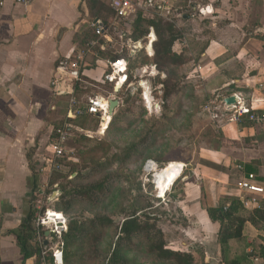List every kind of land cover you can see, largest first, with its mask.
Listing matches in <instances>:
<instances>
[{
  "label": "crops",
  "instance_id": "crops-1",
  "mask_svg": "<svg viewBox=\"0 0 264 264\" xmlns=\"http://www.w3.org/2000/svg\"><path fill=\"white\" fill-rule=\"evenodd\" d=\"M169 1L135 0V5L146 11L152 2L160 7L163 3L172 6ZM112 3L34 0L19 5L7 0L0 7V264H47L50 260L51 243L42 242L48 250H39L41 246L34 237L30 245L39 255L26 257L16 234L36 193L43 194L44 175L54 172L45 162L51 157L49 146L55 130L64 125L72 130V120L84 117L72 116L70 99L85 106L89 99L101 97L88 94L106 85L103 76L114 60L97 55V51L88 56L102 41L106 53L112 38L95 35V40L94 36L89 42L83 39L95 32L90 23L102 24L100 18L109 19ZM190 7L195 13L184 16L182 23L183 27L194 28L193 33L186 30L185 35L191 58L187 80L194 82L204 105L210 100L217 103L218 116L216 120L208 117L212 142L198 147L195 144L191 159L182 163L183 172L177 180L182 185L179 202L189 221L183 229L186 242L201 245L204 264H224L219 223L209 218L206 209L240 198L238 185L248 174L256 175L257 182L264 186V125L249 122L248 116L239 125L222 104L233 97L235 103L230 105L244 106L256 115L264 113V0H193ZM151 33L152 29L148 39ZM92 42L97 46L91 47ZM147 48V55L152 56ZM81 52L87 53L79 81L62 82L60 89L68 92L56 96L50 84L58 62ZM149 70L150 75H157L152 66ZM70 82L71 90L65 86ZM77 85L82 86L80 94ZM119 91L114 89L110 100ZM263 200L256 198L255 203L243 204V208L246 212L260 209ZM241 235L242 241L230 240L228 249L242 257L241 264H264V226L256 228L245 221ZM178 247L185 248V244Z\"/></svg>",
  "mask_w": 264,
  "mask_h": 264
},
{
  "label": "rangeland",
  "instance_id": "rangeland-1",
  "mask_svg": "<svg viewBox=\"0 0 264 264\" xmlns=\"http://www.w3.org/2000/svg\"><path fill=\"white\" fill-rule=\"evenodd\" d=\"M175 1L178 2L179 0H172V2ZM170 2L171 0L168 2L169 5H172L173 3L170 4ZM141 10L149 17L155 13L154 9L145 11L142 8ZM176 12L174 10L171 13L170 19L180 20L181 14ZM131 19L133 17H130L127 23L121 26V31L126 30ZM193 29L190 25H185L183 28L190 33H193ZM87 39H93V35H85L83 42ZM186 39L184 36L182 41L187 51V63L183 68L168 73V78L165 79L167 75L158 72L157 75L151 76L149 68L152 65L145 59L138 57V54L142 52L141 50H145L150 43L147 41V37L145 42L140 40L137 43L141 46L138 47L132 40L120 38L119 32L113 33L112 43L103 58L110 59L109 56L112 54L121 53V55L126 54L132 60L127 78L128 76L131 78L130 88L133 98L132 102L123 104L124 107H129L131 111H120L114 118L113 114L111 117L109 116L110 122L105 129H102L103 121L98 117L72 120V122L74 121L72 124L74 128L70 132L67 147L74 152L73 163L63 168V173L55 174L52 172L49 176L45 174L41 187L43 194L36 193L32 200L37 215L42 210L46 212L55 209L59 196L62 194L61 186L63 185L68 188H81L103 183V189L100 192H95L86 197L76 196L72 198L68 196L65 201L64 205L73 202L68 211L71 218H107L113 221L111 227L100 226V229L88 227L87 236H83L77 243L76 252L78 254L76 253L75 264H82L83 260L93 258V256L94 258L97 257L95 262H85L84 264H107V259L116 243L120 226L125 221V217L133 213H135L134 217H138L142 212L150 210L152 204L155 206L151 210L155 209L153 212L160 216L157 226L164 230L168 237V243L171 244L170 248L188 250V243L185 241L187 238L185 236L183 238V233H179L178 228H180L182 221L179 220L174 211V200L166 204L168 196H172L173 187L166 192L163 200L157 199L154 174L145 172V166L148 163L155 164L157 170L162 169L164 165L170 162H173L171 165L186 163L195 152V144L198 147L205 140L208 145L214 138L208 116L203 109L204 103L200 101L199 94L192 92L190 89L191 82L187 80L191 73L189 70L191 58L188 55L189 45ZM94 54H96V48L88 57ZM136 56L138 58H135ZM88 63L90 62L88 61ZM145 68L148 71L144 70L141 75H137L138 70ZM163 80L169 87L177 81L184 82L188 86L187 91L176 99L178 101L170 105V111L163 106ZM145 82L150 88V105H145L141 95V84ZM114 89L115 86L112 84L100 85L93 89V92L89 93L88 96L109 98L110 93L111 95L114 94ZM115 99H117L116 96ZM137 100L142 103H138ZM134 144H137L135 154L126 159V156L130 154L129 147ZM185 174L188 175L186 172ZM176 186L177 189L180 188L177 184ZM147 242L143 235L133 239L136 247L127 254L130 260L129 264H161L154 255L148 254ZM181 243L185 244V248L178 247ZM54 251V248L49 249L50 260L47 264H54L52 259ZM97 252L99 256H96ZM79 255L82 260L77 262L76 259ZM198 255L200 254L198 253Z\"/></svg>",
  "mask_w": 264,
  "mask_h": 264
},
{
  "label": "trees",
  "instance_id": "trees-1",
  "mask_svg": "<svg viewBox=\"0 0 264 264\" xmlns=\"http://www.w3.org/2000/svg\"><path fill=\"white\" fill-rule=\"evenodd\" d=\"M193 0H179L178 2H172L171 4L174 6H170V14L175 11L176 13L181 14L180 20L167 19L160 15L161 9L157 4H153L149 9L155 11L152 16H146L141 9L134 10L133 13L126 19L120 18L116 19L115 14L113 12H109V19H101L100 21L103 26L106 28L105 36L113 37V33L119 32V37L128 40H132L134 43H138L140 40H146L148 37L150 29L154 31L156 36V41L153 43V55L148 56L145 50H141L142 52L138 54V57L145 59V61L149 62L150 65L154 66L159 74H166V78H168V73L175 72L185 66L187 63V51L183 45V37L187 34L186 30H183L182 23L184 21V16L188 17L195 12L192 11L190 4ZM176 5V6H175ZM187 9L186 11H183ZM182 12H179L181 11ZM132 18L129 22L128 27L125 31H121V26L127 23L129 18ZM174 18V16H173ZM176 19V18H175ZM181 23V25H179ZM95 31V30H94ZM95 38V32L92 34ZM92 39H87L89 42ZM104 42L102 41L100 45L96 48L97 55L104 57L106 55L103 52ZM189 55V53H188ZM190 56V55H189ZM137 56L135 58H138ZM110 59H124L128 62V69L130 62L132 60L127 57V55L123 54H112L109 56ZM131 81L130 76L127 78L126 85ZM163 106L166 110L170 111V105L175 103L177 98L181 97L184 94L188 86L184 82L177 81L174 82L171 87H169L166 82L163 80ZM110 85V84H106ZM122 86L117 98L119 104L113 113V118L120 112H129L131 109L127 106H123V104H127L132 102V93L131 88H126ZM72 89V83H67L65 85ZM77 90V94H80L82 86L75 87ZM190 89L192 92L194 91V82H191ZM67 89H58L55 93L56 96H61L67 94ZM111 94V93H110ZM93 97V96H91ZM200 97V95H199ZM106 98V97H105ZM138 101V100H137ZM201 102H205L203 97H200ZM138 103H142L138 101ZM168 111V112H169ZM89 115H85L82 118H88ZM97 118V117H94ZM99 118V117H98ZM113 121V120H112ZM74 122V121H73ZM203 139V138H202ZM205 143V140H204ZM201 143V144H204ZM136 145L134 144L130 146V154L126 156V159L132 157V155L136 152ZM125 159V158H124ZM123 162V160H122ZM121 162V163H122ZM73 163V160H64L63 167L66 168L69 164ZM171 163H167L162 168L171 165ZM64 170L59 172H53L55 174L63 173ZM36 176V175H35ZM180 188L177 189V186ZM172 196H168V201L166 204H169L171 200H174V211L176 215H178L179 220L182 221L179 233H183V238L185 236L183 229L187 227L188 219L186 216V212L183 210V207L180 205L179 194L182 188L180 181H176L172 186ZM103 189V183L94 184L90 187H81L68 188L66 185L61 186L62 194L59 196V200L57 201V206L52 211L56 213H61L66 218V231L62 234L60 241L62 243L63 248V264H75V257L78 254L76 252L77 243L79 240L83 238V236H87V229L91 227V229H100L102 227H111L113 226V221L107 218H94V219H79V218H71L68 214V211L72 207V203L65 204L67 197H76V196H88L92 195L95 192H100ZM159 201V200H157ZM264 201V200H263ZM153 203V202H151ZM63 206V207H62ZM155 205L152 204V208ZM151 208V209H152ZM147 210L142 212L140 216L134 217L135 213L130 214L125 217V221L122 222L120 226L119 236L116 239V243L114 244L111 254L107 259V264H129L130 260L127 256L129 251H132L134 247H136L133 243V239L137 236H144L148 241L147 252L149 255H154L161 264H204L202 261V247L197 243H188V250L180 251L174 250L170 248L171 244L168 243V237L165 235L164 230L161 227L157 226V222L159 217L153 210ZM44 212V210H42ZM206 212L209 218L212 221L219 223V231H218V241L221 247L222 259L224 264H241V258L238 255L230 251L228 249V242L230 240H234L237 242L242 241L241 229L242 225L245 221H248L256 228H260L264 226V204L260 209L253 210L252 212H246L243 208V204L239 198L231 199L227 201H223L218 207L212 209H206ZM35 209L33 205H31V209L26 218L22 221L19 233L16 234V241L18 246L20 247L22 253L29 257L32 253H36L39 255L38 250H32L30 245V241L35 236V230L30 227V224L34 221ZM164 216L166 214H163ZM178 231V230H177ZM186 237V236H185ZM187 238V237H186ZM185 241H188L186 239ZM98 247V246H97ZM39 250L47 251V248H43V246ZM74 251V252H71ZM77 253V254H76ZM198 253L200 255H198ZM96 256H99L97 252ZM77 262H80L82 258L80 255L77 256ZM84 257V254H82ZM74 258V260H73ZM84 259V258H83ZM87 260V261H86ZM97 257L87 258L85 261L83 260L82 264L85 262H95Z\"/></svg>",
  "mask_w": 264,
  "mask_h": 264
},
{
  "label": "built area",
  "instance_id": "built-area-1",
  "mask_svg": "<svg viewBox=\"0 0 264 264\" xmlns=\"http://www.w3.org/2000/svg\"><path fill=\"white\" fill-rule=\"evenodd\" d=\"M7 0H0V7ZM14 4L27 5L31 4L34 0H10ZM139 9L135 5V0H113L112 10L115 14L116 19L128 18L134 10ZM162 14L161 16L170 19V8L166 3H163L160 7ZM90 27L95 30L96 36L103 38L106 32V28L102 24L96 22L90 23ZM148 39V37H147ZM108 41V39H106ZM150 41V39H148ZM156 41V40H155ZM153 41V43L155 42ZM109 42V41H108ZM91 47L97 46L96 42L90 43ZM87 53V52H86ZM85 52L78 53L74 58H63L61 59L56 68L55 73L51 82L52 92L55 94L58 89H60V84L64 81H73L78 82L82 74V66L84 65V58L86 55ZM153 53V52H152ZM152 69H155L152 66ZM156 70V69H155ZM144 69L137 71V75H141ZM127 72H128V62L124 59H117L108 63L107 72L103 76V82L105 84H120L119 89L122 86L126 85L127 82ZM152 74V73H151ZM154 76V75H151ZM68 82V81H67ZM141 82V81H140ZM128 88L131 87L130 83L126 85ZM142 87V97L144 96V86ZM148 96H150V88L146 86ZM144 100V98H143ZM110 98L100 97L89 99L85 106L79 105L74 99H70V109L72 111L73 117H80L82 115H90L94 117H99L101 120L105 116H109L108 107H109ZM145 101V100H144ZM225 106L228 112L232 113V118L237 124L243 122V117L248 116L249 122L255 124L264 125V113L256 115L250 113L249 110L244 106L236 105H226ZM205 113L211 120L217 119V103L214 100L207 101L203 107ZM71 129L67 125H64L55 130V138L50 143V152L51 157L45 162L49 166V171L59 172L63 170V161L64 160H73L74 152L73 150L67 147L70 140ZM149 165H152L157 170V167L153 163H148L145 166V172L153 173L152 169L149 168ZM184 167V165H183ZM240 168V167H239ZM238 189L240 191V200L242 204L255 203L256 198H264V186L260 185L257 182V177L254 174H248L244 179L239 182ZM157 195V194H156ZM157 197V196H156ZM158 199V198H157ZM160 200H163L160 199ZM64 217V216H63ZM34 230H35V240L39 246L42 247V242L47 241L51 243V248H54L55 251L52 253V259L54 264H63V252H62V243L60 238L62 234L66 231V220L65 217L57 222H52L49 220L47 211L43 215H36L34 221ZM48 231H53L56 235V241L51 240L48 237H45V233ZM40 247V248H41ZM41 264H45L43 261Z\"/></svg>",
  "mask_w": 264,
  "mask_h": 264
},
{
  "label": "bare ground",
  "instance_id": "bare-ground-1",
  "mask_svg": "<svg viewBox=\"0 0 264 264\" xmlns=\"http://www.w3.org/2000/svg\"><path fill=\"white\" fill-rule=\"evenodd\" d=\"M149 39H150V43L155 41V37L153 35H150ZM147 51L149 55H152V51L149 45H148ZM141 86H144V89H145L144 96H143L145 100L144 101L145 105L146 104L150 105L149 103H150L151 98L148 96V92L146 90V86H148V83L147 82L142 83ZM119 87H120V84L118 83L116 87V91H118ZM108 119H110L108 115L103 118L102 120L103 129L107 127ZM149 168H151L152 172H154V185L156 186V189H157L156 193H157L158 199L164 198L166 192L169 191L171 186L181 177L182 172H183V165L179 163L168 165L165 168H162L160 170H156L155 167L152 165H149ZM47 213H48L49 220H51L52 222H57V220H61L62 218H64L62 214L56 213L52 210H48Z\"/></svg>",
  "mask_w": 264,
  "mask_h": 264
},
{
  "label": "water",
  "instance_id": "water-1",
  "mask_svg": "<svg viewBox=\"0 0 264 264\" xmlns=\"http://www.w3.org/2000/svg\"><path fill=\"white\" fill-rule=\"evenodd\" d=\"M95 22L98 23V24H100V23L97 22V21H95ZM150 35H153V36L155 37V39H156V36H155L154 33H151ZM148 45L150 46L151 49H153V42H152V43H149ZM116 87H117V85H116ZM116 87H115V90H116ZM119 90H120V89H119ZM119 90H118V91H119ZM225 103H226L227 105L234 104V103H235V98H233V97L227 98V99L225 100ZM117 106H118V100L114 99V100H110V101H109L108 114H109L110 117L112 116L113 111L115 110V108H117ZM45 237H48V238H50L51 240L56 241V235H55V233H54L53 231H48V232H46V233H45ZM46 243H47V242L45 241L44 244H46Z\"/></svg>",
  "mask_w": 264,
  "mask_h": 264
}]
</instances>
